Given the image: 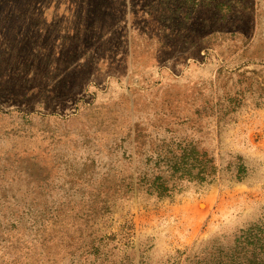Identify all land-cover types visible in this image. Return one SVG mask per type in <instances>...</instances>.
Masks as SVG:
<instances>
[{"label":"rangeland","instance_id":"1","mask_svg":"<svg viewBox=\"0 0 264 264\" xmlns=\"http://www.w3.org/2000/svg\"><path fill=\"white\" fill-rule=\"evenodd\" d=\"M263 220L264 0H0V264H225Z\"/></svg>","mask_w":264,"mask_h":264},{"label":"trees","instance_id":"2","mask_svg":"<svg viewBox=\"0 0 264 264\" xmlns=\"http://www.w3.org/2000/svg\"><path fill=\"white\" fill-rule=\"evenodd\" d=\"M182 152H185V150H182ZM184 156L181 154L175 157L174 155L173 157L176 158L174 166L170 167L166 164L168 169L171 172L173 171V173L178 172L180 168H177V166L186 164L182 160ZM190 161L195 162L197 158H191ZM197 167H199V164ZM186 169L187 166L181 170V175H183ZM202 172L203 170L200 168L198 174ZM159 188L165 190L164 184L161 183ZM233 244V250H229V253H233L228 257L230 260L225 262V264H264V220L263 223L258 222L241 231L239 236L235 238Z\"/></svg>","mask_w":264,"mask_h":264}]
</instances>
